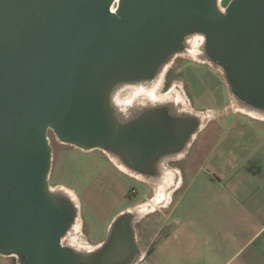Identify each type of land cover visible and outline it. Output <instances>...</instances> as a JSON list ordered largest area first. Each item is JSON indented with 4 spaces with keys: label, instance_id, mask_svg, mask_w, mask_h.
Returning a JSON list of instances; mask_svg holds the SVG:
<instances>
[{
    "label": "water",
    "instance_id": "95a60500",
    "mask_svg": "<svg viewBox=\"0 0 264 264\" xmlns=\"http://www.w3.org/2000/svg\"><path fill=\"white\" fill-rule=\"evenodd\" d=\"M190 34L240 100L264 111V0H0V255L19 264H132L129 212L85 261L63 244L75 209L51 192L48 133L83 151L121 153L151 170L177 146V118L120 123L121 83L153 78ZM198 123L195 121V131ZM129 163V164H130Z\"/></svg>",
    "mask_w": 264,
    "mask_h": 264
},
{
    "label": "crops",
    "instance_id": "0c3cea01",
    "mask_svg": "<svg viewBox=\"0 0 264 264\" xmlns=\"http://www.w3.org/2000/svg\"><path fill=\"white\" fill-rule=\"evenodd\" d=\"M216 104L198 113L194 120L198 128L189 145L178 156H168L177 167L167 160L164 164L168 171L173 168L172 175L182 179L183 173L187 175L185 189L170 209L155 206L158 197H149L155 184L133 175L146 185H125L136 190L135 196L141 186L140 198L121 193L115 204L113 199H100L94 195L99 188L112 191L120 180L108 162L98 170L86 185L87 199L91 205L112 210L95 214L97 224L90 222L84 232L87 244L100 247L120 214L144 208L145 214L135 220L139 254L132 264H264V119L221 111L228 103ZM157 173L155 168L143 174ZM124 201L133 203L121 207ZM0 264H19V260L0 255Z\"/></svg>",
    "mask_w": 264,
    "mask_h": 264
},
{
    "label": "rangeland",
    "instance_id": "374dc122",
    "mask_svg": "<svg viewBox=\"0 0 264 264\" xmlns=\"http://www.w3.org/2000/svg\"><path fill=\"white\" fill-rule=\"evenodd\" d=\"M231 1L232 0H218L220 11H225ZM203 41L205 42V38L201 34H190L186 37L184 47L180 51L181 54L167 64L161 82L158 84L157 88H155L156 97H165L176 94L186 109L192 110L196 113L207 111V107H209L211 103L213 104L217 102L216 106L218 105L219 107L228 103L226 108H222L221 111L229 109L231 111L245 114V112L236 110L233 107L231 90L227 84L224 73L220 68L212 63L203 62V60H197L185 55V50H189L193 45L201 46ZM127 84L128 83H126L125 86H120L116 91L111 92L110 100H119L122 103L133 101L136 96L133 92L134 88L132 85ZM229 94L231 98L229 97ZM250 117L255 118L253 116ZM48 137L52 152L54 153L49 185L51 187L57 186L66 188L73 193L79 205L78 216L76 214L73 222L74 227L72 225L70 234H68V236L66 235L65 242L68 246L71 242L76 241L84 247H94L91 246L93 244H87L84 232H86L87 229H90V222L94 225L97 224L95 214H97L98 211L101 212L104 210L108 213L112 210V207L109 206L102 209L95 203L92 205L89 203L87 196L90 192H88L87 195L85 193L88 182L95 178L98 174V170L108 162V165L112 168V172H114V176H117L120 180L117 181L119 182L117 183L118 187L117 185H114L112 191H107L105 189L101 190L99 188L98 192L94 193V195H99L100 199H113L114 204L115 201L119 200L118 198L121 193H124L126 197L128 196L131 199L136 195V190H129V187L125 184L133 182L142 184L143 182L130 177V174L118 169V166L114 161L111 162L110 157L105 151H83L76 147L63 144L58 140L53 131L48 133ZM177 165L178 163L175 161L170 163V166L173 168L177 167ZM171 180L169 187L165 191L164 199H156L158 196V190L155 185L150 189L151 192L149 197L155 198V206L162 208L163 210L170 209L176 197H179L182 194L185 189H182V187L187 182V175L183 173L182 179L181 175L173 174ZM143 184L146 185V183ZM137 191L138 194L135 196L136 199L143 195L141 186L140 188L138 186ZM131 199H129V201ZM129 201L121 203V207H125L128 204L130 205L134 200L132 202ZM115 211L118 212L119 209H116ZM124 211L127 210L125 209Z\"/></svg>",
    "mask_w": 264,
    "mask_h": 264
},
{
    "label": "bare ground",
    "instance_id": "6f19581e",
    "mask_svg": "<svg viewBox=\"0 0 264 264\" xmlns=\"http://www.w3.org/2000/svg\"><path fill=\"white\" fill-rule=\"evenodd\" d=\"M204 44H205V42L203 41L201 46L193 45L189 48V50H185V52L184 51L183 52L185 53V55L190 56L194 59H197V60L200 59V60H203V62L211 63L208 60V58L204 55V53H205ZM179 54H181V52L172 56L161 67L159 72L153 78L127 84V85H132L134 88L133 92L135 93L136 96L133 99V101H131L129 103H122L119 100L111 101L115 116L118 119V121L120 120L121 122H127L129 120L136 118L137 116L141 115L142 113H144L146 111L155 110L157 108H164L167 111L169 110L168 113H171V114L177 115V116H179L181 114L180 116H187L193 120H196L200 117L198 113L193 112L192 110L186 109L176 94L165 96V97H156V95H155V88H157L158 84L161 82V79L164 75V70H165L167 64H169V62L172 61L173 59H175ZM125 85H126V83L118 84L117 86H115L113 88L112 92L116 91L118 88H120V86H125ZM231 94H232V104L236 110L243 111L246 114L253 116L255 118H258V119H264V111L263 110L256 109L252 106H249L248 104H246L245 102L240 100V98H238V96L232 91H231ZM105 152L108 154V156L111 158V160L114 161V163L122 171H124L130 175H133L142 181H147L148 183L155 184L157 187V190H158V194H157L158 199L165 197V195H164L165 191L169 187V185L172 181L171 180L172 179L171 172L168 171L164 167V164L166 163L168 156L161 159L158 162V164L156 166V170L158 172L157 175L147 176L141 172L139 173V172L135 171L133 168L131 169L126 164V162L121 158V156L114 154L113 152H110V151H105ZM176 156H178V154L171 155L169 157L173 158ZM50 188H51V192L53 194L58 195V196H62L64 198L68 199L75 209V217H76V214L78 216L79 205H78L76 198L74 197L73 193H71L70 191H68L64 187H57V186L51 187L50 186ZM145 212H146V209H144V208L137 210V211H132V210L129 211L131 216H133L134 220L143 216L145 214ZM73 227H74V225H73ZM70 231L71 230H69L67 232V234H66L67 236H68V234H70ZM80 235H82V234H80ZM65 239H66V237H65ZM69 247L72 248L85 261L89 260L90 257L93 255V253L99 248V247H91V248L89 247L88 248L86 246L84 247V246L80 245L79 243H77L76 241L71 242L69 244Z\"/></svg>",
    "mask_w": 264,
    "mask_h": 264
},
{
    "label": "flooded vegetation",
    "instance_id": "af4514ba",
    "mask_svg": "<svg viewBox=\"0 0 264 264\" xmlns=\"http://www.w3.org/2000/svg\"><path fill=\"white\" fill-rule=\"evenodd\" d=\"M164 110V111H166V109H164V108H157V110ZM156 110V109H155ZM169 111V110H168ZM168 111H166L165 112V114L166 115H168V116H173V117H175V118H177V124H176V127H177V132H176V138H177V141H176V143H177V146L178 147H185V146H188L189 145V143H190V140H191V137H192V134L194 133V131H195V122H194V120L193 119H191L190 117H187V116H180L179 114V116H177V115H173V114H171V113H168ZM143 114L144 113H142L141 115H139V116H137L136 118H134V119H132V120H129V121H127V122H121L120 120H119V122L120 123H136V122H138L142 117H143ZM114 154H117V155H119V156H121V158L126 162V164L130 167V168H133V169H136V170H138L139 172H141V173H145V172H147L148 173V170L147 171H140V168H138V167H136V166H134V165H132V163H130V162H128L127 160H126V158L121 154V153H119V152H113ZM173 155V154H172ZM167 156H170V155H164V156H161L159 159H157L154 163H152L151 164V170L153 169V170H155V168H156V166H157V164H158V162L161 160V159H163V158H165V157H167ZM109 159V158H108ZM111 159V158H110ZM111 162H112V160H111ZM171 162H173V159H167V163H171ZM130 163V164H129ZM150 172V171H149ZM134 230H135V227H134ZM134 233H135V231H134Z\"/></svg>",
    "mask_w": 264,
    "mask_h": 264
},
{
    "label": "built area",
    "instance_id": "2783aa9c",
    "mask_svg": "<svg viewBox=\"0 0 264 264\" xmlns=\"http://www.w3.org/2000/svg\"><path fill=\"white\" fill-rule=\"evenodd\" d=\"M135 192V191H134ZM63 244L64 245H67V243L65 242V238L63 239ZM68 246V245H67Z\"/></svg>",
    "mask_w": 264,
    "mask_h": 264
}]
</instances>
